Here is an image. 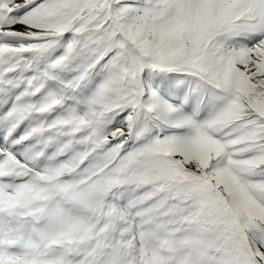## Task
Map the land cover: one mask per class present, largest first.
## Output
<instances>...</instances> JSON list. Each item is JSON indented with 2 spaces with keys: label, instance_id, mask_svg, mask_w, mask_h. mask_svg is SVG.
<instances>
[{
  "label": "snow or ice",
  "instance_id": "1",
  "mask_svg": "<svg viewBox=\"0 0 264 264\" xmlns=\"http://www.w3.org/2000/svg\"><path fill=\"white\" fill-rule=\"evenodd\" d=\"M0 264H264V0H0Z\"/></svg>",
  "mask_w": 264,
  "mask_h": 264
}]
</instances>
